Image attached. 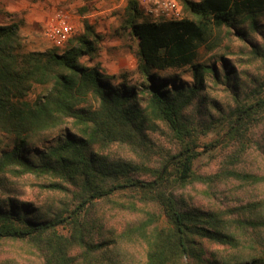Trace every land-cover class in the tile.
<instances>
[{
    "label": "trees",
    "instance_id": "obj_1",
    "mask_svg": "<svg viewBox=\"0 0 264 264\" xmlns=\"http://www.w3.org/2000/svg\"><path fill=\"white\" fill-rule=\"evenodd\" d=\"M180 3L187 16L160 23L139 21L142 15L137 5H126L127 29L138 46V80L128 86L124 79L115 89L112 77H104L97 66L80 63L81 58L92 59L97 52L98 36L92 27L85 24L62 52L57 48L25 52L20 23L0 25V131L17 144L0 154V176L49 178L77 190V205L66 217L60 214L38 221L25 206L0 207V241L27 245L41 264H116V229L108 234L114 238L107 240L100 217L88 220L90 209L100 203L143 215L144 219L117 237L134 238L142 245L144 264H264L261 258L229 259L211 250L238 248L240 234L262 238L264 199L220 208L187 204L176 196L193 183L209 190L231 180L264 185V170L257 174L229 167L237 163L239 150L257 145L264 154V130L258 132L264 127L263 89L254 83L242 99L235 90L233 107L218 110L216 117L203 113L206 76L214 83L220 77L214 64L196 61L200 48L210 53L218 46L210 41L215 33L236 31L245 40L242 26L256 32L255 19L264 13V0ZM251 53L264 62V49L254 47ZM218 60L228 82L233 71L227 70L224 58ZM186 68L191 72L189 84L154 73ZM36 86L44 88V93L27 101ZM196 106L198 112H194ZM162 127L167 145L154 137ZM56 129H66L63 140L40 154L38 162L23 154L30 137ZM209 132L220 139L200 146V138ZM223 142L227 149H237H229L228 160L215 173L197 175L195 160ZM115 148H125L132 157L141 158V163L113 157ZM50 188L61 186L55 183ZM58 227L68 235L59 233Z\"/></svg>",
    "mask_w": 264,
    "mask_h": 264
},
{
    "label": "rangeland",
    "instance_id": "obj_2",
    "mask_svg": "<svg viewBox=\"0 0 264 264\" xmlns=\"http://www.w3.org/2000/svg\"><path fill=\"white\" fill-rule=\"evenodd\" d=\"M199 2L200 0H190ZM58 14L64 15L76 29L78 36L83 32L86 25L92 27L98 36L96 40L97 52L92 59L83 57L80 63L87 66H97L104 77H112L110 80L113 89L121 87L124 79L128 86L135 84L138 77L135 73L138 61L137 40L127 29L128 13L126 5L120 0H0V25L10 22L20 23V36L23 50L25 52H46L56 49L43 38L46 25L54 21ZM187 15L184 13L182 18ZM140 18L139 21H142ZM256 32L250 31L247 26L242 29L247 33L245 40L239 39L236 31L227 32L223 30L220 34L215 33L210 41L217 43V47L210 53L202 47L198 50L197 62L208 65L214 64L220 79L214 83L210 76H206L205 88L202 94L203 103L200 110L217 116L218 110H227L234 106V92L239 91V99H242L244 91L251 90L259 85L264 93V62L256 58L251 50L254 47L264 49V13L257 16ZM56 49L64 51L67 47ZM224 58L227 70L232 72L230 80L224 81L223 68L218 58ZM159 77L169 78L171 82L191 83V72L188 68L172 72H154ZM256 83L255 85H253ZM233 89V90H231ZM44 88L34 87L27 96L29 102L35 101L44 93ZM233 91V92H232ZM246 91V92H247ZM198 106V103H197ZM197 106L194 112L197 111ZM206 111V112H205ZM67 129L73 130L71 126ZM264 127L258 130L261 133ZM66 129H56L44 134L30 137L23 147L22 152L34 162H38L40 154L49 147L63 140ZM155 139L162 145H167L166 131L162 127ZM220 137L215 132H209L207 136L201 137L199 145L211 143ZM14 138L0 131V154L9 152L16 147ZM231 151L237 148L230 146ZM226 144L217 150L203 153L194 162L193 170L197 175L206 176L216 172L219 164L228 160L229 152ZM239 150V149H238ZM198 151H203L199 149ZM237 163L230 168L243 169L245 171L261 174L264 170V154L257 145L250 146L245 152L239 150ZM113 157L133 159L141 163V158L132 157L125 148H115ZM146 161L143 160V163ZM58 183L61 188L53 190L51 185ZM76 189L65 183L49 178H36L33 176L12 177L10 175L0 176V207L9 205L25 206L38 221H45L62 214L66 217L75 209L77 201ZM187 204L201 205L204 207H241L264 199V185L252 186L237 181H228L213 186L211 190L205 185L193 183L184 190L177 191ZM22 208H20V212ZM88 220L100 217L105 234L104 239L110 240L114 237L108 235L114 228L116 233L136 224L144 219L140 212L110 209L105 205L97 203L90 209ZM57 231L65 236L67 232L63 227ZM98 233L95 237H98ZM116 239L117 261L116 264H144L145 249L137 244L134 238ZM108 236V238H107ZM100 238V237H99ZM213 253L220 257L229 259L237 258L250 260L252 258L264 259V236L253 239L247 235H239L238 248L212 247ZM0 264H41L39 257L34 251L21 242L0 241Z\"/></svg>",
    "mask_w": 264,
    "mask_h": 264
},
{
    "label": "built area",
    "instance_id": "obj_3",
    "mask_svg": "<svg viewBox=\"0 0 264 264\" xmlns=\"http://www.w3.org/2000/svg\"><path fill=\"white\" fill-rule=\"evenodd\" d=\"M127 5H137L142 18L151 23L177 21L182 19L183 10L180 0H120ZM76 35V29L68 19L58 14L54 21L49 22L43 31V38L53 47L62 49Z\"/></svg>",
    "mask_w": 264,
    "mask_h": 264
}]
</instances>
